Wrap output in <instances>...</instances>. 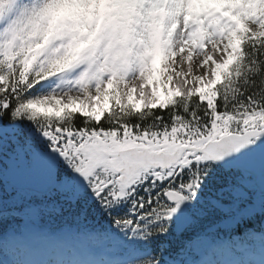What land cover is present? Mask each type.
I'll return each mask as SVG.
<instances>
[{"label": "snow or ice", "instance_id": "1", "mask_svg": "<svg viewBox=\"0 0 264 264\" xmlns=\"http://www.w3.org/2000/svg\"><path fill=\"white\" fill-rule=\"evenodd\" d=\"M0 264H264V0H0Z\"/></svg>", "mask_w": 264, "mask_h": 264}]
</instances>
